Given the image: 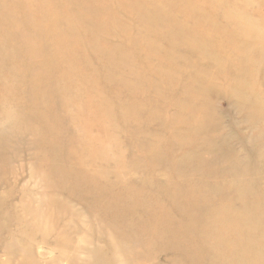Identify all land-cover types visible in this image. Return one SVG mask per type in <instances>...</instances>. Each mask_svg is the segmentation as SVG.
Wrapping results in <instances>:
<instances>
[{"label": "rangeland", "instance_id": "obj_1", "mask_svg": "<svg viewBox=\"0 0 264 264\" xmlns=\"http://www.w3.org/2000/svg\"><path fill=\"white\" fill-rule=\"evenodd\" d=\"M205 184L216 196L193 223ZM259 214L264 0H0V264H22L21 245L38 264H92L123 236L103 238L108 222L135 223L137 264H190L180 247L204 264L214 240L264 264Z\"/></svg>", "mask_w": 264, "mask_h": 264}, {"label": "bare ground", "instance_id": "obj_2", "mask_svg": "<svg viewBox=\"0 0 264 264\" xmlns=\"http://www.w3.org/2000/svg\"><path fill=\"white\" fill-rule=\"evenodd\" d=\"M150 11H152V14H153L154 18L156 20H159V22H157V23L155 22L154 23L155 26L158 25L162 20H165V18L160 16L161 13H162V10L153 7V9H151ZM191 48H193L198 53L197 57H200L201 55H205L204 50L201 49V48H203V45L200 46V48H194V47H191ZM112 77H113V74H111V73H104L103 74V78L105 80L112 81L111 80ZM34 108L35 109L38 108V102H37V104H36V106ZM64 109H66V108H64ZM39 112L40 111L38 110L37 113H39ZM11 122L15 123V120H11ZM72 124H73V121H72ZM233 182H235V183L238 182V179H236V180L233 179ZM241 184H242V188L250 187V185L244 186L243 182ZM206 188H207V190L210 193H212L213 195L215 194V192L213 190L214 186H212L211 184L200 185L197 188L198 192H199L198 198L197 199H193V197L191 196L187 200L188 206H193L196 209L197 219H196V216H194L193 223L194 222L202 223L203 219H204V222H205L206 221V219H205L206 217L205 216L209 215V213L211 211V210H205V208H204L206 205L207 206L210 205L211 202L206 203V202H202V200H201V195L206 190ZM171 189L173 191L175 189V187L172 186ZM250 190H251V192H253L251 188H250ZM234 194L238 196V199L245 200L243 195L240 196L238 194V191H237V193L234 192ZM253 194H256V192H253ZM83 196H85V195H83ZM215 196L216 195L212 196V198H214ZM253 197H254L253 195H252V197L250 195L248 196V200L250 201L251 204L260 203L259 199L253 201L252 200ZM175 199H176V196L175 197H170V201L171 202H173ZM54 200H56V199H54ZM213 202L214 201H212V203ZM250 203L248 205H250ZM185 204H186V202H185ZM222 206H223V203L218 201V203H216V204L213 203L211 208L218 209V208H221ZM58 211H60V210H58ZM259 211H262V213H263L262 208L259 209L258 212ZM103 213L106 214V212H103ZM248 213H250V211H248ZM188 214L189 213H186V212L184 214H182L184 216V220H185L183 222H187V224L190 221L191 216H193V215H188ZM118 217H120V216H118ZM261 217H264V216H261ZM179 219L181 220L180 216H179ZM214 219H215L214 223L216 225L214 227H210V228L211 229L218 228V230H219L222 227L221 224L218 223V222H220V218L217 215V217H215ZM261 223H262V225L264 227V221H261ZM124 224L125 225H123L122 223H117L115 225H111L109 222L106 223V225H107L106 228L107 229L105 230V232H103L101 234V236L103 238H108V239L110 238L112 240V237L109 236V234H114L115 233V232L111 233L112 230H115V231L121 230L123 232L122 233L123 236L122 235L120 236L121 240L117 241L115 245L112 242H109V245L106 248L110 249V251H109L110 253L109 252L105 253L101 249H98V248H92V249L88 250L87 254L89 255V258L91 259L92 264H134V263L137 264L139 262L138 259L135 257L134 253L132 255H130V256H127L126 254L128 253V250L131 251V247L134 246L135 243H133V242L142 243L143 241H142V239H138V240L134 241V240H132L133 238L131 239L130 237H128V238L125 237L126 233L128 234L129 231H131V230L134 231L135 223H134V225H132V224L130 225V222L124 223ZM128 224H129V226H127ZM198 227H199L200 231H196L195 232L194 238H192L193 240L192 239L184 240V241H181V242H177V244H179L180 246H183V245L188 244V242H190L191 240L194 243H195V241H200V240L203 241V240H205L210 234L209 229L208 228L202 229V227H200V225H198ZM185 228H187V226ZM177 234H178V232H177ZM191 234H193V233H191ZM254 236H255V234L251 233L249 235V238L252 239ZM257 237H258L259 240H263L264 239V229L261 230L260 232H258ZM136 238H138V237H136ZM236 241H240V240H236ZM68 242H69V239L67 240V243ZM232 244H235V243L234 242L233 243L230 242V243H226V245H223L221 241L214 240V241L210 242L209 248L207 249V252H210L209 258H203L202 259V258L199 257V259L204 264H207V262H209V261L216 262V264H239L240 261H243L245 259V257H244L245 255L244 254L243 255H235V254L230 253L227 249ZM4 247L7 250V252L10 255H12L13 251H14V248H17V247L19 248V245L15 241H12L11 243L6 244ZM181 249L182 248L180 247V248H177V249L172 248L170 250H171V252H174V253H176L178 255L177 258H184L190 264H196L197 260H195L196 261L195 263L190 261V260H193V257L196 256L195 252H186L185 253V250H182V251H184V253L182 252V254H181V253L178 252V250H181ZM19 251H20L21 256H23L22 257L23 259L21 261L22 264H38L39 263L38 259H36L35 257L34 258L31 257L32 254H33V251H32V249H30L29 246L21 245ZM117 253L121 254L122 258L119 259L117 256L121 257V255H118ZM43 255L44 254H42L41 256H43ZM26 256H29L30 259H28ZM260 256L264 260V252H262ZM254 258L255 257H250V260H253ZM115 259H118V260L116 261ZM177 261L178 260H176V263H177ZM81 264H90V263H88L86 261H83V263H81Z\"/></svg>", "mask_w": 264, "mask_h": 264}]
</instances>
